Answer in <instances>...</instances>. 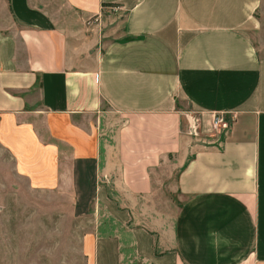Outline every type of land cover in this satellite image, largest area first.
<instances>
[{"label":"crops","instance_id":"crops-1","mask_svg":"<svg viewBox=\"0 0 264 264\" xmlns=\"http://www.w3.org/2000/svg\"><path fill=\"white\" fill-rule=\"evenodd\" d=\"M61 1L0 0V147L84 264H264L263 0Z\"/></svg>","mask_w":264,"mask_h":264},{"label":"rangeland","instance_id":"rangeland-1","mask_svg":"<svg viewBox=\"0 0 264 264\" xmlns=\"http://www.w3.org/2000/svg\"><path fill=\"white\" fill-rule=\"evenodd\" d=\"M52 1L61 7L64 21L73 20L75 15L61 0ZM261 10L264 25V0ZM125 17V10L112 5L102 15L81 18L80 23L100 36L102 43L122 33ZM262 35L263 32L255 34L257 44ZM103 106L110 107L107 103ZM45 195L28 189L27 178L17 174L11 154L0 147V264H84L81 233L93 224L62 217L59 209L43 205Z\"/></svg>","mask_w":264,"mask_h":264},{"label":"built area","instance_id":"built-area-1","mask_svg":"<svg viewBox=\"0 0 264 264\" xmlns=\"http://www.w3.org/2000/svg\"><path fill=\"white\" fill-rule=\"evenodd\" d=\"M221 124L227 126L229 124V121L225 118L223 113H218L214 117L213 125L214 127H218Z\"/></svg>","mask_w":264,"mask_h":264}]
</instances>
